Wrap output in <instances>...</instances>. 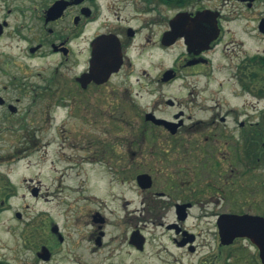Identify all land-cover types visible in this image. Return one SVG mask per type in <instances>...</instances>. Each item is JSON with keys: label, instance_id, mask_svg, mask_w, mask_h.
I'll list each match as a JSON object with an SVG mask.
<instances>
[{"label": "flooded vegetation", "instance_id": "1", "mask_svg": "<svg viewBox=\"0 0 264 264\" xmlns=\"http://www.w3.org/2000/svg\"><path fill=\"white\" fill-rule=\"evenodd\" d=\"M2 1L0 37L18 38L30 58L59 59L52 77L27 89L75 115L67 127L73 159L136 195L120 201L131 221V251L145 250L151 225L194 253L197 234L188 221L199 211L215 216V260L223 249L222 264H264L249 238L221 244L219 229L224 215L264 219V0ZM137 55L158 75L133 81ZM116 67L108 76L98 72ZM175 83L182 94L164 95ZM5 90L0 116L10 119L20 114L21 98L12 102ZM35 116L20 117L21 128L41 134ZM86 218L79 239L93 251L122 244L108 237L110 222L99 208L87 209ZM35 231L39 243L32 234L23 242L32 261L21 264L51 263L69 239L55 223ZM132 234L141 250L130 244Z\"/></svg>", "mask_w": 264, "mask_h": 264}, {"label": "rangeland", "instance_id": "2", "mask_svg": "<svg viewBox=\"0 0 264 264\" xmlns=\"http://www.w3.org/2000/svg\"><path fill=\"white\" fill-rule=\"evenodd\" d=\"M2 9L3 1L0 0V19ZM25 45L16 37H0V90L7 85L10 101L13 102L15 97L21 98L19 115L10 119L8 113L0 116L1 119L6 115V123L0 120V186L4 189L6 185V194H0V264L4 261L6 264L32 261V248L23 245L24 237L32 234V240H28L39 243L35 238L38 236L34 235L35 228L45 223L48 226L55 223L63 234L69 236L56 249V256L49 264H222L226 251L221 249L223 255L219 251L217 260L213 256L217 252L215 216L199 211L188 221V226L197 234L194 253L177 247L171 233L151 225L145 250L138 254L131 251L125 240L131 221L125 218L120 203L123 202L121 198L135 200L136 195L125 184L121 187L116 183L112 185L107 172L98 173L73 159L67 127L77 122L75 115L66 116L63 108L55 107L46 98L49 94L36 99L35 92L27 89L30 85L41 84V78L52 77L59 59L53 55L30 58ZM153 57L161 55L154 53ZM148 60L146 55L136 56L131 76L133 81L139 78L142 82L141 79L158 75L160 70L147 66ZM11 79H16L13 85L8 83ZM179 87V83H175L162 92L166 96H180L182 91ZM0 94L5 96L6 90ZM139 102L144 103L141 98ZM32 115H37L34 119L42 122L44 130L41 134L25 132L21 128L23 119L20 117ZM29 120L26 118L25 123ZM36 189L37 196L32 193ZM93 197L101 199L103 204L99 205ZM98 208L109 219L110 226L106 227L109 229L108 237H118L123 241L121 244L115 240L113 245L93 251L91 243L80 240L79 236L86 228V210ZM16 213L21 215L20 219ZM172 219L171 214L168 220ZM24 228L27 230L25 233ZM46 234L47 229L43 236Z\"/></svg>", "mask_w": 264, "mask_h": 264}, {"label": "water", "instance_id": "3", "mask_svg": "<svg viewBox=\"0 0 264 264\" xmlns=\"http://www.w3.org/2000/svg\"><path fill=\"white\" fill-rule=\"evenodd\" d=\"M2 33L0 25V34ZM116 69H100L98 72L106 74L108 76ZM148 118H152L154 122H164L162 120L155 119L152 115L148 114ZM145 178V176H141ZM35 195L34 191L32 192ZM19 217V215H17ZM221 244H229L236 236L249 238L260 250V258L264 262V219L259 217H253L248 215L236 216V215H224L219 222ZM135 236L132 234L130 244L136 246L139 250L142 249L140 241L134 240ZM45 251V250H43Z\"/></svg>", "mask_w": 264, "mask_h": 264}]
</instances>
